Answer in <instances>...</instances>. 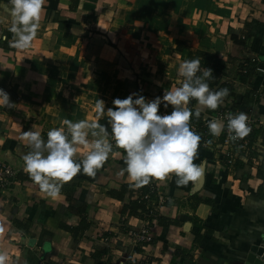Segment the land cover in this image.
<instances>
[{"label":"crops","instance_id":"1","mask_svg":"<svg viewBox=\"0 0 264 264\" xmlns=\"http://www.w3.org/2000/svg\"><path fill=\"white\" fill-rule=\"evenodd\" d=\"M9 27L10 16L0 7V34L11 40ZM246 31L244 56L264 70V0H46L30 48L17 50L0 39V89L13 104H0V165L16 173L0 191L5 264H239L251 246H264V199L256 196L259 189L264 195V179L257 176L264 155L258 166L239 161L235 167L238 160L227 162L219 146L222 134L211 135L210 148L200 145L195 163H203L204 174L197 181L177 187L173 175L142 186L165 198L159 221L125 210L143 193L126 174L117 176L125 167L116 155L121 149L114 148L95 177L81 172L55 198L30 179L22 158L31 150L24 131H40L46 140L64 119L96 120L99 99L107 110L115 98L132 93L148 101L162 97L183 83L178 70L190 52L238 56L231 38ZM225 80L234 88L228 101L250 89L236 74ZM253 83L259 96L253 116L264 122V72H255ZM226 100L202 112L206 125ZM105 119L106 112L99 123ZM254 142L264 154L261 131ZM86 152L80 147L77 160ZM124 185L132 193L122 194ZM75 202L84 206L88 224L76 237L67 229L80 222L68 208ZM147 222L151 241L142 247L136 237Z\"/></svg>","mask_w":264,"mask_h":264},{"label":"clouds","instance_id":"2","mask_svg":"<svg viewBox=\"0 0 264 264\" xmlns=\"http://www.w3.org/2000/svg\"><path fill=\"white\" fill-rule=\"evenodd\" d=\"M45 3L46 0H8V4L0 6L10 16L8 31L12 34L11 40L3 34L0 39L17 50L30 48L37 37ZM178 75L183 77L180 86L151 101L139 93H132L124 99L115 98L114 107L105 110V102L99 99L95 104L96 120L73 122L64 119L63 126L47 132L46 140L40 131H24L22 139L31 149L22 157L24 171L42 192L55 198L63 185L81 172L95 177L115 148L123 150L116 155H122L125 164L117 176L126 174L131 187L140 188L153 179L164 181L173 175L177 187L197 181L204 174L203 163H195L202 136L192 128L191 120L193 116L200 119L205 109L220 108L229 90L210 88L208 81L215 78L213 69L201 68L199 58L183 61ZM193 99L197 101L194 111L189 107ZM0 104L13 106L3 89H0ZM161 104L166 109L171 106V113L159 114ZM105 112L107 125L99 123ZM224 120L234 141L251 132L247 113L229 112L223 120L208 121L207 127L213 137L218 138L225 130ZM211 145V140L204 142L205 147ZM80 147L87 152L78 161ZM6 259V254L0 253V264H5Z\"/></svg>","mask_w":264,"mask_h":264},{"label":"trees","instance_id":"3","mask_svg":"<svg viewBox=\"0 0 264 264\" xmlns=\"http://www.w3.org/2000/svg\"><path fill=\"white\" fill-rule=\"evenodd\" d=\"M249 39H250L249 31H246L245 34L239 37L232 36L231 40L233 42V46L238 49V54H237L238 56L228 55L225 60L218 58L216 55L209 54V53L202 52V51H197V50L190 52L187 58V60L199 58L201 61V68L206 67V68L213 69V75L215 78L208 81L209 86L212 90H220L223 88H227L229 90V95L225 98V100L227 99L226 106L223 107V109L225 108L228 113L229 112L235 113V112H240V111L246 112L250 107L254 106L259 101V96L254 90L253 82H254L255 72H257L256 69L259 66H262V64H258L257 62L252 61L248 59L246 56H244V52L247 49V42L249 41ZM230 73L236 74L238 80L243 81L245 84H247L250 87V89L248 90V93L238 98V100L233 97L232 100L228 101V99H230L228 97H230V95L234 91L233 85L225 80V78L229 76ZM196 104H197V101L193 99L190 102L189 107L192 108L194 111ZM162 108L164 109L163 104H161L160 106V109ZM167 110L172 111L171 106H169ZM103 122L107 124L106 119L103 120ZM191 125L195 126L196 132L202 136L201 145L204 146L205 141L211 140V134L209 132L207 125L204 122L202 114H201L200 119H196L195 116H193L191 120ZM257 134H260V131L257 130L256 133L253 134V139ZM225 159L227 161V157H225ZM238 165H239V161H237L236 164H234L235 167ZM257 176L261 179L262 178L264 179V161L261 163V165L258 166ZM139 190L141 193L144 194L147 192V187L139 188ZM125 192L132 193L131 191L128 190L126 185L122 186L121 188V193L124 194ZM261 193H262V190L259 189L256 196H259L261 199H264V195ZM111 194L115 196L114 192H111ZM150 197L152 199L154 198V196L151 194H150ZM68 208H69V211L73 213L75 212L76 215L80 217V222L77 228L75 229L67 228L69 232L74 237H76L77 233L81 231L83 232L88 227V224L86 223L84 219V214H83L84 206L82 204L75 202V204L69 205ZM125 210H127L128 214L131 216L141 217L143 212L145 211V201L140 200V199H134L129 203L128 206H125ZM157 220L158 221L161 220L160 217H158ZM202 229H205V231L207 232L209 231V229L205 227H203ZM125 264H134V263L129 262Z\"/></svg>","mask_w":264,"mask_h":264},{"label":"built area","instance_id":"4","mask_svg":"<svg viewBox=\"0 0 264 264\" xmlns=\"http://www.w3.org/2000/svg\"><path fill=\"white\" fill-rule=\"evenodd\" d=\"M257 72L263 73L264 70L261 68L256 69ZM253 107V106H252ZM252 107H250L245 113L248 115V125L251 128V132L243 139L239 140H232L230 134L227 130L226 124L227 121L224 120L225 123V130L222 132L221 140L219 142V146L222 149L223 155L227 157V162H235L236 160L241 161L245 164H252L254 166H258L262 161V154L258 152L255 148V142L253 139V134L255 131L260 130L262 134H264V122L258 121L253 116ZM172 108V107H171ZM171 110V109H170ZM171 111H168L166 108H162L159 110V114H170ZM228 112L226 109L222 108L218 110L215 113V116L217 119H224L225 115ZM239 112H235L233 114H236ZM206 124V123H205ZM192 128L196 131L195 126L192 125ZM262 160V161H261ZM16 180V173L15 171L10 168L9 166L0 165V191L6 190L11 184L14 183ZM154 193V188L150 186V191L146 194H143L141 196H138L135 199H140L145 201V211L142 214V217L145 219L153 220L159 217L160 209L163 207L165 203V198L163 196H157L156 198H151L150 194ZM150 223H146L144 229L139 232V234L136 237V241L138 244L143 246H146L150 243V237L147 233V229L149 227ZM146 244V245H144ZM148 262V261H146ZM139 264V263H138Z\"/></svg>","mask_w":264,"mask_h":264},{"label":"water","instance_id":"5","mask_svg":"<svg viewBox=\"0 0 264 264\" xmlns=\"http://www.w3.org/2000/svg\"><path fill=\"white\" fill-rule=\"evenodd\" d=\"M239 264H264V246H251L248 255Z\"/></svg>","mask_w":264,"mask_h":264},{"label":"rangeland","instance_id":"6","mask_svg":"<svg viewBox=\"0 0 264 264\" xmlns=\"http://www.w3.org/2000/svg\"><path fill=\"white\" fill-rule=\"evenodd\" d=\"M259 153L262 154V156L264 155L263 152H262V150H259Z\"/></svg>","mask_w":264,"mask_h":264}]
</instances>
